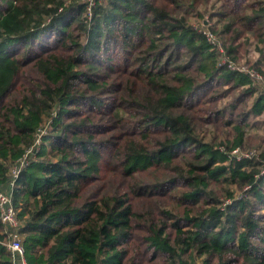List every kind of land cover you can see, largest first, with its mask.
Returning a JSON list of instances; mask_svg holds the SVG:
<instances>
[{
    "label": "trees",
    "instance_id": "1",
    "mask_svg": "<svg viewBox=\"0 0 264 264\" xmlns=\"http://www.w3.org/2000/svg\"><path fill=\"white\" fill-rule=\"evenodd\" d=\"M88 5L0 0V190L27 263L264 264V90L195 25L264 73V0ZM6 239L0 220V264Z\"/></svg>",
    "mask_w": 264,
    "mask_h": 264
},
{
    "label": "built area",
    "instance_id": "2",
    "mask_svg": "<svg viewBox=\"0 0 264 264\" xmlns=\"http://www.w3.org/2000/svg\"><path fill=\"white\" fill-rule=\"evenodd\" d=\"M84 1L89 4L88 9H90L93 4V0ZM204 21L202 25L198 26L199 30L203 31L208 40L220 52L221 63L225 64L231 70L247 73L251 79L252 85L264 90V73L255 66L249 67L246 65H237L233 62L232 58L226 54L221 41L217 39L216 34L209 28L210 25H207V23L210 22L209 19L206 18ZM232 153L237 154L238 158H241L242 156L248 157L251 154L249 152H242L239 149L233 150ZM24 165L25 160H22L19 167L16 166L13 168L11 176L16 178L19 175L20 168ZM13 187L14 180L11 182V189L0 190V220L7 234V239L4 242V245L10 253L12 264H28L25 256L26 250L23 244V238L19 232L21 221L18 217L19 209L15 207L14 204ZM194 264H200V262H196Z\"/></svg>",
    "mask_w": 264,
    "mask_h": 264
},
{
    "label": "rangeland",
    "instance_id": "3",
    "mask_svg": "<svg viewBox=\"0 0 264 264\" xmlns=\"http://www.w3.org/2000/svg\"><path fill=\"white\" fill-rule=\"evenodd\" d=\"M206 18L209 19V21H210L209 23H207V25H211L213 23V20L211 21L209 17H205V19ZM195 25H196V27L200 26V24H197V23ZM258 54L259 53L256 51V49L254 47H252L251 51L249 52V54L244 59H242L240 61L234 60L231 56L230 57L232 58L233 62H235L237 65H246V66L251 67L252 63L257 60V58L259 56ZM232 96L233 95H230L229 97L222 99L218 104L220 106L227 105L230 102V100L232 99ZM252 102H253V99L251 98V99H249V103L248 104L252 105ZM260 119L264 122V114L262 116H260L257 120H260ZM253 120H254V117H251L250 122H252ZM249 132L251 134L256 133L258 135H263L264 136V125H263L261 130H258V131L257 130H249ZM43 133H45V130L42 131V134ZM220 133H221V129L220 128L219 129H215L211 125L208 126V127H205L204 135H207L208 139H210L212 136H216V135H218ZM197 262H199V261L197 260Z\"/></svg>",
    "mask_w": 264,
    "mask_h": 264
}]
</instances>
